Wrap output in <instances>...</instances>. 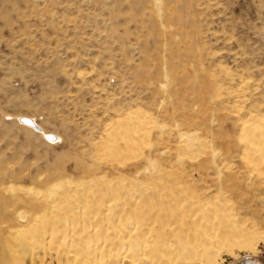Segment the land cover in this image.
I'll list each match as a JSON object with an SVG mask.
<instances>
[{
  "label": "rangeland",
  "instance_id": "1",
  "mask_svg": "<svg viewBox=\"0 0 264 264\" xmlns=\"http://www.w3.org/2000/svg\"><path fill=\"white\" fill-rule=\"evenodd\" d=\"M134 108L150 114V138L131 155L99 147ZM252 113L264 114V0H0V264H80L78 251L55 261L79 220L60 185H153L160 171L254 226L251 254L234 246L216 264H264V175L239 138ZM180 133L199 150L181 151Z\"/></svg>",
  "mask_w": 264,
  "mask_h": 264
},
{
  "label": "bare ground",
  "instance_id": "2",
  "mask_svg": "<svg viewBox=\"0 0 264 264\" xmlns=\"http://www.w3.org/2000/svg\"><path fill=\"white\" fill-rule=\"evenodd\" d=\"M256 114L240 122L239 138L244 157L264 175V114ZM151 120L150 114L134 108L104 126L98 145L134 154L141 141L150 138ZM19 121L40 131L32 118L22 117ZM201 145L195 134H179L181 151L197 152ZM158 176L159 181L153 185L125 176H100L60 185L62 195H74L71 198L78 197L80 203L75 205L79 220L66 224L69 230H63L60 237L68 252L55 257L56 263L75 257L77 251L82 254L80 264H87L95 254L99 260L92 264H216L221 251L234 246L251 254L260 236L253 225L231 212L224 199L215 196L201 201L169 173L160 171ZM67 201L53 205L54 215L68 209ZM46 221L35 219L32 227L42 228ZM246 256L244 264H257ZM48 259L51 257L44 260Z\"/></svg>",
  "mask_w": 264,
  "mask_h": 264
}]
</instances>
